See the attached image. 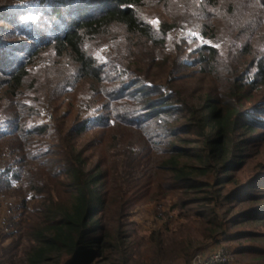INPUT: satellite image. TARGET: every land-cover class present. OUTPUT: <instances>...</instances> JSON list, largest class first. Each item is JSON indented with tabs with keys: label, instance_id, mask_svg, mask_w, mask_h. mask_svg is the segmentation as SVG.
<instances>
[{
	"label": "rangeland",
	"instance_id": "obj_1",
	"mask_svg": "<svg viewBox=\"0 0 264 264\" xmlns=\"http://www.w3.org/2000/svg\"><path fill=\"white\" fill-rule=\"evenodd\" d=\"M42 1L50 2L40 5ZM0 2L27 4L19 15L11 12L15 13L11 18L19 23L15 33L6 32L13 29L11 22L0 21L2 46L27 40L21 34L24 25L30 24L44 36L60 22L52 16L54 0ZM140 11L141 17L156 31L164 25L171 29L166 47L132 40L119 28L93 41L91 48L107 73L108 86L114 85L116 79L125 80L127 85L138 80L165 87L174 85L191 106L198 107L204 98L214 97L218 87L228 88L225 79L233 80L229 87H234L239 76L235 72H246L249 61L264 53V0H151ZM251 21L254 32L240 30ZM206 41L220 45L218 65L209 72L202 71L196 63L199 53L210 46ZM245 47H248L246 53ZM254 73L255 69L249 72L240 86L243 88L240 98L246 119L257 122L260 128L247 134L249 140L243 145L245 156L240 167L223 179L228 182L220 188L222 193L233 198L230 201L223 198L215 206L222 226L202 219L197 214L198 204L183 208L182 193L161 201L143 202L130 212V222L136 230L133 240L147 238L153 231L167 230L169 246L176 247L177 242H182L191 254L189 261L187 256L174 254L162 262L146 260V264H208L217 254H222L228 264H264V223L248 222L257 219L254 218L257 211H264V188L256 184L241 195L236 194L249 180L264 175V86L250 89L247 81ZM4 78L0 75V130L3 131L0 134V261L23 264L31 228L40 223L46 201L59 196L55 184L47 178L59 171L54 161L62 158L64 139H71L83 156L89 158L92 170L102 163L113 171L118 167L123 169L127 157L134 153L142 156L134 170V179L153 171L156 157L149 150L154 143L148 144L147 138L132 127L115 123L113 128L92 127L78 134L79 125L101 121L110 115L109 106L120 102H108L104 96L106 85L103 88V84L79 77L72 59L45 50L28 66L23 88L17 94L8 89ZM175 79L178 82L173 84ZM145 86L141 83L135 88ZM17 123L29 129L27 135L11 134ZM42 129L46 132L40 133ZM34 130L37 132L30 134ZM223 175L213 173L205 180L216 187ZM245 195L253 197L244 198ZM139 260L142 257L136 255V264H141Z\"/></svg>",
	"mask_w": 264,
	"mask_h": 264
},
{
	"label": "trees",
	"instance_id": "obj_2",
	"mask_svg": "<svg viewBox=\"0 0 264 264\" xmlns=\"http://www.w3.org/2000/svg\"><path fill=\"white\" fill-rule=\"evenodd\" d=\"M54 1L52 16L60 22L47 34L43 36L27 24L21 30L22 38L27 40L6 46L0 44V75L5 76L4 84L14 94L23 88L28 66L45 50L72 59L79 77L94 80L104 88L109 78L91 44L107 37L114 28L145 45L152 43L159 48L166 47V37L171 29L164 25L156 31L141 17L140 8L151 0ZM46 2L50 1H42L40 5ZM15 4L0 2V21H9L13 25L7 33H15L14 28L19 25L11 14L19 15L27 5ZM242 27L240 30L247 33L254 32L252 21ZM247 50L245 47L243 52ZM218 56L216 47L205 46L196 63L202 71L209 72L217 67ZM254 69L255 75L247 81L250 89L264 86L263 53L249 61L246 72H235L239 76L234 87H229L233 80L225 79L228 88L218 87L214 97L204 98L198 107L191 106L176 92L174 85L165 87L138 79L134 85H127L123 79H116L114 85H106L105 98L108 102H120L119 105L109 106L110 115L101 121L79 125L76 128L78 134L86 133L92 127L113 128L115 123L139 130L148 144L154 143L149 149L156 157L153 171L134 179V170L142 161V156L135 153L127 157L123 169L118 167L113 171L102 163L92 170L89 158L83 156L71 139H64L62 158L54 161L59 171L46 177L55 184L59 196L46 201L40 223L31 228L23 264H136V255L142 257L141 264H146V260L162 262L174 254L187 256L189 261L191 254L182 242H177L176 247L169 246L167 230L153 231L147 238L133 240L136 230L130 222V212L143 202L161 201L182 193L183 208L198 204L197 214L202 219L208 224L222 226L218 223L215 206L223 198L227 201L233 198L222 193L220 188L228 182L223 179L229 178L240 167L245 156L243 145L248 142L251 132L260 128L257 122L246 119L240 98L243 97L240 86ZM172 82L175 84L178 79ZM141 83L146 86L135 88ZM247 100L250 102L251 99ZM14 128L11 134L27 135L29 131L20 123ZM2 132L0 130V134ZM36 132L30 131V134ZM45 132L46 129H42L40 133ZM213 173L224 174L216 187L205 180ZM263 178L261 175L249 180L236 194L241 195L256 184L264 188ZM247 197L253 196H244ZM254 218L257 219L248 222L264 223V211H257ZM0 264L5 262L0 261Z\"/></svg>",
	"mask_w": 264,
	"mask_h": 264
},
{
	"label": "built area",
	"instance_id": "obj_3",
	"mask_svg": "<svg viewBox=\"0 0 264 264\" xmlns=\"http://www.w3.org/2000/svg\"><path fill=\"white\" fill-rule=\"evenodd\" d=\"M208 264H228V262L222 257V254H217L210 259Z\"/></svg>",
	"mask_w": 264,
	"mask_h": 264
},
{
	"label": "snow or ice",
	"instance_id": "obj_4",
	"mask_svg": "<svg viewBox=\"0 0 264 264\" xmlns=\"http://www.w3.org/2000/svg\"><path fill=\"white\" fill-rule=\"evenodd\" d=\"M155 23L158 24L159 21L157 20V21H155ZM202 42H205V41L202 40ZM206 42H207L211 47H216L217 49L220 48V45H218V44H212L211 41H206Z\"/></svg>",
	"mask_w": 264,
	"mask_h": 264
},
{
	"label": "clouds",
	"instance_id": "obj_5",
	"mask_svg": "<svg viewBox=\"0 0 264 264\" xmlns=\"http://www.w3.org/2000/svg\"><path fill=\"white\" fill-rule=\"evenodd\" d=\"M25 19V18H24Z\"/></svg>",
	"mask_w": 264,
	"mask_h": 264
}]
</instances>
